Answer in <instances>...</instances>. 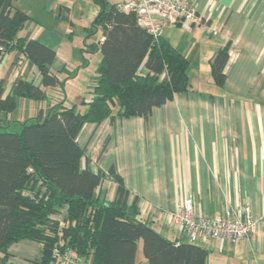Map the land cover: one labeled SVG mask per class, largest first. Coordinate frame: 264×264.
<instances>
[{
    "label": "crops",
    "instance_id": "1",
    "mask_svg": "<svg viewBox=\"0 0 264 264\" xmlns=\"http://www.w3.org/2000/svg\"><path fill=\"white\" fill-rule=\"evenodd\" d=\"M192 2L199 21L167 25L162 32L189 67L191 61L198 63L196 69L188 67L190 89L153 108L147 119L116 117L99 125L85 123L77 137L85 148L82 166L102 175L98 199L111 202L115 197L112 168L129 191L128 205H136L140 216L168 238L175 234L169 214L187 195L202 216H221L227 208L245 204L254 214L264 212V0ZM13 4L29 17L19 34L55 52L50 68L63 83L61 71L69 72L67 64L77 52L70 44L73 28L64 22L72 21L78 0H14ZM83 6L86 20L92 23L99 7L92 0H83ZM179 30L183 41L171 38ZM224 46L229 48V60L225 82L218 86L211 78L210 60ZM18 53L14 62L19 66L27 59ZM144 63L138 69L141 74L147 72ZM17 77L28 80L18 71L6 84L0 79L3 99ZM85 97L78 95L72 104ZM51 101L40 109L42 114L58 103L69 104L60 96ZM24 242L9 247L10 264H38L41 246ZM204 245L209 249L207 264H264L263 225L250 238L226 243L221 250L215 240ZM140 263L145 264V259ZM51 264L68 263L59 258Z\"/></svg>",
    "mask_w": 264,
    "mask_h": 264
},
{
    "label": "trees",
    "instance_id": "2",
    "mask_svg": "<svg viewBox=\"0 0 264 264\" xmlns=\"http://www.w3.org/2000/svg\"><path fill=\"white\" fill-rule=\"evenodd\" d=\"M13 2L0 0V60L20 52L35 66L40 84L17 77L3 99L0 81V113L5 114L14 110L16 99L39 101L45 97L43 87L62 84L50 68L55 52L19 34L29 17ZM92 2L99 12L91 26L102 30V39L90 47L100 60L90 97L81 101L84 110L61 102L18 123L17 131L7 130V118L0 120V264H10L8 249L21 241L40 244L38 264L56 262L55 247L60 255L71 251L81 264H135L139 241L145 264H207L206 246L174 231L172 238L164 236L136 205H128L129 191L112 168L115 197L104 202L96 194L101 173L82 166L85 148L77 137L85 123L147 119L153 108L190 89L188 61L168 40L154 39L119 3ZM228 60V46L210 60L218 86L225 82ZM144 61L147 72L141 74Z\"/></svg>",
    "mask_w": 264,
    "mask_h": 264
},
{
    "label": "built area",
    "instance_id": "3",
    "mask_svg": "<svg viewBox=\"0 0 264 264\" xmlns=\"http://www.w3.org/2000/svg\"><path fill=\"white\" fill-rule=\"evenodd\" d=\"M192 3V0H123L118 8L134 14L138 25L157 39L167 25L187 26L199 21ZM168 224L189 241L204 244L215 240L221 250L226 243L234 245L254 235L261 225L264 226V212L254 214L250 205L245 204L239 208L229 207L221 216H202L195 210L193 197L187 195L169 214ZM53 255L68 264H81L68 250L60 255L55 247Z\"/></svg>",
    "mask_w": 264,
    "mask_h": 264
},
{
    "label": "rangeland",
    "instance_id": "4",
    "mask_svg": "<svg viewBox=\"0 0 264 264\" xmlns=\"http://www.w3.org/2000/svg\"><path fill=\"white\" fill-rule=\"evenodd\" d=\"M122 1L123 0H107V3L108 5H112L121 3ZM78 6L81 7V9H79ZM82 6L83 0H78L77 6L71 11L72 21L68 23H66L67 21L64 22L73 28L70 44L77 50V52L75 56H73V59L67 64L69 72L61 71L63 83L58 88L46 87V94L42 100L34 101L27 98H20V100L16 99L15 108L12 112L0 114V119L7 118L8 120L9 127L7 130L17 131L18 123L37 116L40 113V109L45 106L47 102H52L51 100L52 98H55V96H60L69 104H72L78 95L86 96V100L89 99L90 91L94 87L93 81L97 76L96 67L100 60V54L92 52L90 47L99 42L102 30L100 28L96 30L92 29V23H89L86 20V10L85 7ZM174 28H176V26H174ZM171 38L173 40L183 41L185 36L179 30L176 34L174 33ZM18 55V52L12 51L7 53L0 60V79H3L4 84H6L14 71H18L21 72L24 78H27L28 80L33 78L35 79V82L39 84L40 80L37 72L34 65L29 60H24L22 62L19 61V66L14 62ZM195 64L198 63L191 61L189 69L195 68ZM82 106L83 104H78V109L84 110L85 106H83L84 108H80ZM0 124L4 125L3 121H0ZM199 244L207 246L203 243ZM37 246L40 247L39 244H37ZM207 250L209 251L208 248ZM137 251L138 257H136L135 264H141V260L144 259L141 241L138 243Z\"/></svg>",
    "mask_w": 264,
    "mask_h": 264
}]
</instances>
